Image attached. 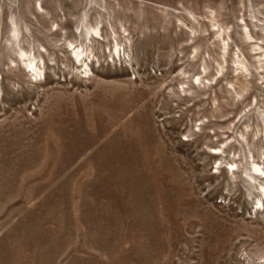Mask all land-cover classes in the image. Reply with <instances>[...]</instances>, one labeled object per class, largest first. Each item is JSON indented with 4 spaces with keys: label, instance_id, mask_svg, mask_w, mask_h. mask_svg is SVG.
Returning a JSON list of instances; mask_svg holds the SVG:
<instances>
[{
    "label": "rangeland",
    "instance_id": "obj_1",
    "mask_svg": "<svg viewBox=\"0 0 264 264\" xmlns=\"http://www.w3.org/2000/svg\"><path fill=\"white\" fill-rule=\"evenodd\" d=\"M263 22L264 0H0V264H264Z\"/></svg>",
    "mask_w": 264,
    "mask_h": 264
},
{
    "label": "bare ground",
    "instance_id": "obj_2",
    "mask_svg": "<svg viewBox=\"0 0 264 264\" xmlns=\"http://www.w3.org/2000/svg\"><path fill=\"white\" fill-rule=\"evenodd\" d=\"M36 8L39 12H43V8H42L41 4H37ZM213 14L214 13L212 11L211 15L213 16ZM193 19L196 20L195 18H193ZM260 21L262 22V20L259 19V22ZM211 23H212V29L214 31L215 43L217 44V48H219V51H220L221 62H218L217 65H218V75L221 76L223 74V71L227 67V64H228V55L230 53V43H229L230 37H229L228 33L226 32V30L223 28V26H221L218 22H215L212 20ZM241 25H242V31H243V36L245 37V41L247 43L253 44L254 43V37L250 33V30L248 29V25H247L246 20L244 18H242ZM263 25H264V22H263ZM102 29H103V24L101 21H98L95 27H93V26L87 27L85 34L80 32V31H77V34H79L81 37L84 36L85 42L87 41L89 43V45H93V42L97 41V39L103 38ZM57 30H58V28H56L54 31L57 32ZM124 32L126 33L125 29H124ZM191 33H192L191 39H195L196 35L193 34L194 32H191ZM20 34H21V32L19 30L18 24L13 22V24L11 26L10 36L12 37L13 40H17L19 38ZM0 37H1V25H0ZM69 46H70L72 52L74 53L75 60H77V62H80L81 59H83L89 53L92 54L90 52V50H88V53H87L86 52L87 50L85 51L82 45L76 46L75 42H70ZM252 47H253V50H255V52H256V50H262V48L259 47L258 45H252ZM119 50H120L119 44L115 43V52L118 53ZM256 54H259V52H257ZM30 56L24 50H20V52H19V58L25 63V66L27 67V69L31 70L34 73L33 76H35L36 78H40L42 80L43 73L41 72V70H39L37 68L35 57L32 58V55H30ZM263 56H264V52H263V54H260L259 62H261ZM233 63L236 66L237 72H242L243 70H246L245 62L241 59V56L239 53H236V57H235V60L233 61ZM205 64H207V63H205ZM206 72H207V68L204 67V73H206ZM219 76L217 78H219ZM200 81H201V78H198L197 81H195V82H198L197 84H199ZM214 81H216V80H214ZM216 84H217V82L211 83V85H216ZM242 141H244V134H242ZM245 142H246V140H245ZM218 152L220 153V148H219ZM252 164H253L252 165L253 169L256 172L262 174V176H263L264 175V168L260 164L255 163V161H253ZM231 170H232V175H234L236 173V171L238 170L237 165L232 164ZM261 192L263 193L262 194V196H263L264 195V186L261 188Z\"/></svg>",
    "mask_w": 264,
    "mask_h": 264
},
{
    "label": "crops",
    "instance_id": "obj_3",
    "mask_svg": "<svg viewBox=\"0 0 264 264\" xmlns=\"http://www.w3.org/2000/svg\"><path fill=\"white\" fill-rule=\"evenodd\" d=\"M163 1L171 5H175V4H184L186 3L187 0H163Z\"/></svg>",
    "mask_w": 264,
    "mask_h": 264
}]
</instances>
